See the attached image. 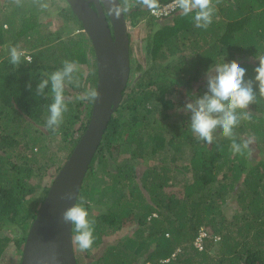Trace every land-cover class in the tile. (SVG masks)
Masks as SVG:
<instances>
[{
  "label": "trees",
  "instance_id": "obj_1",
  "mask_svg": "<svg viewBox=\"0 0 264 264\" xmlns=\"http://www.w3.org/2000/svg\"><path fill=\"white\" fill-rule=\"evenodd\" d=\"M170 2L160 0V7ZM213 4L207 29L195 27L192 16L179 11L156 17L135 8L125 15L132 28H145V54L137 55L130 33V81L78 198L95 220L92 247L82 252L74 244L78 264L93 253V264H264V100L250 105L251 120H241L234 130L237 142L250 141L243 155L231 152V140L220 138L219 130L213 144L198 141L189 114L178 110L204 94L211 66L236 60L249 79L264 56V0ZM11 11L17 21L5 20ZM54 11L66 28L47 30L51 24L42 19L52 18ZM2 15L0 264L12 245L15 264H20L17 257L49 191L41 182L61 162L57 151L71 153L90 120L94 102L75 97L96 89L98 72L90 39L65 0H0ZM12 46L24 54L18 68L8 59ZM65 60L87 69L77 73L80 87L66 85V100L73 102L58 132L43 131L35 127L48 115L50 88L44 98L35 95V86L41 72L51 73ZM50 136L59 137L60 144L52 146ZM185 153L189 163L183 162ZM141 163L149 166L139 176ZM100 171L110 184L98 178ZM178 174L191 177L177 181ZM177 185L183 187L180 195L168 193ZM131 221L134 233L111 244L109 238ZM203 231L208 237L198 250L194 243Z\"/></svg>",
  "mask_w": 264,
  "mask_h": 264
},
{
  "label": "clouds",
  "instance_id": "obj_2",
  "mask_svg": "<svg viewBox=\"0 0 264 264\" xmlns=\"http://www.w3.org/2000/svg\"><path fill=\"white\" fill-rule=\"evenodd\" d=\"M17 4L20 0H15ZM111 13L116 18L130 13L133 9H147L150 12L160 8V0H108ZM171 11H179L183 16H192L197 28L207 29L215 13L213 0H171ZM42 8L47 4L41 3ZM23 52L16 46L8 50L9 62L17 68L22 64ZM258 66L253 69V78L246 79V69L239 62L232 60L215 64L205 73L206 91L203 95L193 96L186 101L182 110L189 114V127L198 141L208 145L219 137L231 140L230 149L235 154L243 155L249 149L250 141L237 142L234 130L241 120H251L249 106L264 100V56H260ZM31 61L29 60V63ZM77 62L65 60L62 67L51 73L41 72V79L35 86V95L48 98L45 89L50 88L51 103L47 106L46 128L53 133L58 132L63 123L64 114L69 111L73 98L65 97L66 85L71 83L80 87L77 73ZM32 89V85H28ZM99 92L95 88L87 89L75 97L76 101L95 102ZM61 200H77V194L65 191L60 194ZM63 224L70 225L74 233L73 243L80 251L89 250L94 243L95 220L89 219V213L84 207L81 197L78 203L66 208L60 217Z\"/></svg>",
  "mask_w": 264,
  "mask_h": 264
},
{
  "label": "water",
  "instance_id": "obj_3",
  "mask_svg": "<svg viewBox=\"0 0 264 264\" xmlns=\"http://www.w3.org/2000/svg\"><path fill=\"white\" fill-rule=\"evenodd\" d=\"M81 22L93 47L97 64L98 99L89 123L76 146L56 174L38 209L24 244L20 264H78L70 225L62 212L78 202L93 158L114 113L119 109L131 74L130 38L124 14L116 18L108 0H65ZM91 4H94L95 9ZM72 191L77 200H61Z\"/></svg>",
  "mask_w": 264,
  "mask_h": 264
},
{
  "label": "rangeland",
  "instance_id": "obj_4",
  "mask_svg": "<svg viewBox=\"0 0 264 264\" xmlns=\"http://www.w3.org/2000/svg\"><path fill=\"white\" fill-rule=\"evenodd\" d=\"M59 5L62 6V7H66L65 2H63V1H60ZM28 6L29 5L27 4V7ZM53 13H54V15H53L52 18L48 19V15H47V16H45L42 19L43 22L48 21L51 24L50 27H49V29H47V30H57L60 27H65L66 28L67 26L63 25V23H65V22L61 21L57 17V12L54 11ZM4 16L5 15H2V17L0 18V21H3L2 18H4ZM7 19L8 20L17 21V20H15L16 19L15 18V13L13 11L10 12L9 17L7 15L5 16V20H7ZM141 25L142 24H140L136 28H132L130 26V23L128 22L129 34L131 33V35L135 38V46H136V50H137L136 53H137V55H142V57H143V55L145 54V48H146L145 47V45H146V43H145L146 31H145V28L144 27H140ZM79 68H81V69H87V67H84V66H79ZM46 118L47 117H44L43 122L41 124H38L37 127H35V128H41V130H43V131L47 130V128L45 126V124H46ZM49 140L51 141L52 146L59 145L60 142H61V139L59 137H56V136H50L49 137ZM49 154H51V153H49ZM69 155H70V153L67 152V151H65V150L59 151V152L57 151V158H60L61 162L56 163V165L52 166L50 168V170H48L46 172L45 178L41 182V185L43 187H50V185L52 184V182H53L56 174L59 171V170H56V168L57 167H62L63 164L65 163V161L67 160V158H68ZM184 157L185 158L183 159V162L184 163H189V161H188L189 160L188 154L185 153V156ZM109 164H110V169L111 170H114L115 169L114 162H112V160H110ZM119 164H120V162H119ZM123 165L124 164H120V166H123ZM148 166H149V163H147V164L141 163L140 164V166H139V168L137 170V173L139 174V176H141L147 170ZM186 176L189 178V177H191V174H189V175H187V174L186 175L185 174H178L177 181L183 180V178L186 177ZM98 178L101 179V181L105 185L106 184H110L109 176H107L105 174V172H103V171L98 172ZM182 189H183L182 186L177 185L175 187H171V189L168 191V193L174 192L176 195H180L182 193ZM39 191H41V189H39ZM104 209L106 210L107 208L106 207H103V210ZM135 228H136V224L134 222L131 221V222L127 223L124 226V228L119 233H117L116 235L111 236L109 238L110 239V243L111 244H116L117 243L116 240H117V238L119 236L124 237L126 235L133 234ZM12 247H13V245L10 246L9 249H8V253H10V255L5 258V262L6 263H4V264H15V260H14V257H13L14 254L12 253V250H11ZM93 254H90V255L87 256V260L85 261V264H93L94 259H92V257H91ZM17 258H18V260L21 259L19 256Z\"/></svg>",
  "mask_w": 264,
  "mask_h": 264
},
{
  "label": "built area",
  "instance_id": "obj_5",
  "mask_svg": "<svg viewBox=\"0 0 264 264\" xmlns=\"http://www.w3.org/2000/svg\"><path fill=\"white\" fill-rule=\"evenodd\" d=\"M173 5L172 3H168L166 5H163L162 7L159 8L157 11H152L151 14L156 16V17H163V16H168L169 14L175 12L171 11ZM208 237V235L203 231L200 233V236L196 239L194 245L198 250H203V238Z\"/></svg>",
  "mask_w": 264,
  "mask_h": 264
},
{
  "label": "flooded vegetation",
  "instance_id": "obj_6",
  "mask_svg": "<svg viewBox=\"0 0 264 264\" xmlns=\"http://www.w3.org/2000/svg\"><path fill=\"white\" fill-rule=\"evenodd\" d=\"M91 6H94V4H91ZM95 7V6H94ZM128 14V13H127Z\"/></svg>",
  "mask_w": 264,
  "mask_h": 264
}]
</instances>
